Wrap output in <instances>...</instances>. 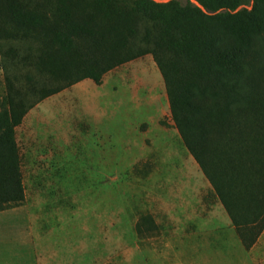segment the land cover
<instances>
[{"label": "trees", "instance_id": "obj_1", "mask_svg": "<svg viewBox=\"0 0 264 264\" xmlns=\"http://www.w3.org/2000/svg\"><path fill=\"white\" fill-rule=\"evenodd\" d=\"M151 55L180 138L245 250L264 232V0H0V212L24 204L35 106ZM138 234L157 229L144 215Z\"/></svg>", "mask_w": 264, "mask_h": 264}, {"label": "rangeland", "instance_id": "obj_2", "mask_svg": "<svg viewBox=\"0 0 264 264\" xmlns=\"http://www.w3.org/2000/svg\"><path fill=\"white\" fill-rule=\"evenodd\" d=\"M5 77L0 56V101ZM102 80L17 128L26 200L0 212V264H264V235L244 249L184 146L153 57ZM144 215L157 229L138 234Z\"/></svg>", "mask_w": 264, "mask_h": 264}, {"label": "crops", "instance_id": "obj_3", "mask_svg": "<svg viewBox=\"0 0 264 264\" xmlns=\"http://www.w3.org/2000/svg\"><path fill=\"white\" fill-rule=\"evenodd\" d=\"M85 81L86 82H92V80H89V79H85L84 81H82V82H80V83H78V84H81V83H85ZM78 84H76V85H74L73 87H75V86H77ZM62 93V92H61ZM61 93H59V94H61ZM58 95V94H57ZM24 121V120H23ZM23 123V122H22ZM22 125V124H21ZM20 125V126H21ZM99 130V134H97V136H95V137H97L98 139H101L102 137H103V132H102V130H101V128L100 129H98ZM16 134H17V130H16ZM15 134V135H16ZM17 136V135H16ZM94 135L92 134L90 137L92 138ZM89 136H85V138H88ZM18 142V141H17ZM21 151V150H20ZM22 160V159H21ZM21 168H22V162H21ZM22 174H23V172H22ZM23 185H24V181H23ZM24 188H25V185H24ZM25 196H26V189H25ZM26 200V199H25ZM264 235V232H263V234L261 235V237H260V239L262 238V236ZM259 239V240H260Z\"/></svg>", "mask_w": 264, "mask_h": 264}]
</instances>
